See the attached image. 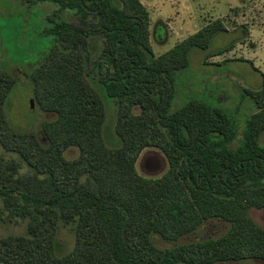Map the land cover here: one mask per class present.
Wrapping results in <instances>:
<instances>
[{"label":"trees","instance_id":"obj_1","mask_svg":"<svg viewBox=\"0 0 264 264\" xmlns=\"http://www.w3.org/2000/svg\"><path fill=\"white\" fill-rule=\"evenodd\" d=\"M18 1L56 7L44 30L52 47L30 76L35 101L56 118L43 123V138L15 130L6 107L17 79L0 70V145L29 168L21 174L18 162L0 158V200L30 220L28 236L0 238V264L264 262V228L250 217L264 209V85L246 91L256 112L242 133L233 115L201 98L172 110L191 53L207 51L222 23L156 57L141 0ZM105 99L117 109L118 147L106 136ZM70 148L78 158H66ZM150 148L168 161L158 178L137 170ZM210 220L228 232L166 250L154 243L153 235L175 243ZM60 221L76 233L64 256Z\"/></svg>","mask_w":264,"mask_h":264},{"label":"rangeland","instance_id":"obj_2","mask_svg":"<svg viewBox=\"0 0 264 264\" xmlns=\"http://www.w3.org/2000/svg\"><path fill=\"white\" fill-rule=\"evenodd\" d=\"M151 13V43L159 57L178 43L195 35L208 25L221 22L223 31L217 33L207 51L195 49L191 65L177 81L172 110L175 111L192 98L204 99L215 108L226 110L234 116L241 133L247 121L256 112L246 91H257L264 85V0H141ZM56 7L39 4L32 7L18 0H0V70L14 74L17 84L9 95L6 113L11 126L20 132H34L43 138L42 125L56 115L44 112L34 97L30 76L53 44V37L44 35L50 26L48 17ZM65 16L68 18V14ZM219 51L224 54L217 55ZM97 90L98 88L95 87ZM107 108L106 136L109 146H120L115 133L117 109L113 101L105 99ZM33 104V107H32ZM111 104V105H110ZM140 113L139 108L134 109ZM264 145V136L261 139ZM66 158L79 157V150L70 148ZM0 158L16 161L21 174L29 168L18 155L0 145ZM154 160L155 169L147 163ZM169 168L166 156L158 149H146L137 163L140 175L158 178ZM250 217L264 228V209H251ZM30 220L10 213L0 200V238L28 236ZM230 225L220 220L204 223L196 232L175 243L153 235L154 243L161 249L218 239L228 232ZM57 254L64 256L76 243L75 226L60 221L57 234ZM218 264H264L261 260L224 262Z\"/></svg>","mask_w":264,"mask_h":264},{"label":"flooded vegetation","instance_id":"obj_3","mask_svg":"<svg viewBox=\"0 0 264 264\" xmlns=\"http://www.w3.org/2000/svg\"><path fill=\"white\" fill-rule=\"evenodd\" d=\"M147 166H148L150 169H155L156 166H157V163H155L154 160H150V161L147 163Z\"/></svg>","mask_w":264,"mask_h":264},{"label":"water","instance_id":"obj_4","mask_svg":"<svg viewBox=\"0 0 264 264\" xmlns=\"http://www.w3.org/2000/svg\"><path fill=\"white\" fill-rule=\"evenodd\" d=\"M32 107H33V104H32Z\"/></svg>","mask_w":264,"mask_h":264}]
</instances>
